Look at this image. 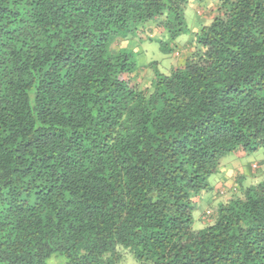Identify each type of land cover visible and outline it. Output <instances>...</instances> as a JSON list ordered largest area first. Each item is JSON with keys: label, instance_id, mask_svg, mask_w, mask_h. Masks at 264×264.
Listing matches in <instances>:
<instances>
[{"label": "trees", "instance_id": "trees-1", "mask_svg": "<svg viewBox=\"0 0 264 264\" xmlns=\"http://www.w3.org/2000/svg\"><path fill=\"white\" fill-rule=\"evenodd\" d=\"M209 1L0 0V264H264L262 162L195 212L264 148V0Z\"/></svg>", "mask_w": 264, "mask_h": 264}, {"label": "rangeland", "instance_id": "rangeland-1", "mask_svg": "<svg viewBox=\"0 0 264 264\" xmlns=\"http://www.w3.org/2000/svg\"><path fill=\"white\" fill-rule=\"evenodd\" d=\"M210 2V1H209ZM215 2L214 0L209 3V5L214 6ZM195 6L188 7L187 9V19L189 23L190 30L186 34H183L179 36L176 40H171L169 38L166 39V42L169 43V46L176 49H183L184 44L192 37V31L194 29H197L201 23V15L196 14V11H201L200 9H192ZM204 14V13H202ZM149 29V30H148ZM146 32H143V28H140L138 30H131L128 32H122L120 36V42H123L124 47L128 50H133L136 54L137 62L138 64L143 67L145 73L148 75L153 74L154 69L153 67H157L161 72L168 73L169 68L171 67L170 64L174 63L176 61L182 60L184 57V54L187 50L184 52L180 51V55H177L176 53L175 58H171L169 54L163 52L160 48V42L158 39L150 40L148 39V35L151 34L152 27H149ZM155 31V30H154ZM157 38L161 37V31L156 30V32L153 33ZM188 53V51H187ZM190 53V52H189ZM149 72V73H148ZM149 76H147L144 79H147ZM255 161V162H262V166L264 167V148L259 149L254 152L249 153H237L236 155L229 156L226 158L221 166V169H224L225 166H232L234 162L238 161L241 164H247L248 161ZM222 175L223 170H220L219 173L213 174L209 180L211 183V189L209 192L205 193L203 195V198L198 201L197 208L195 209V212L197 213V216L201 214L207 207V200L206 197L209 194V199H213L215 195L220 188H222ZM234 184V181H231ZM231 183V184H232ZM232 193H225L222 198L227 199L231 197ZM198 225V223H196ZM129 263V262H128Z\"/></svg>", "mask_w": 264, "mask_h": 264}, {"label": "crops", "instance_id": "crops-1", "mask_svg": "<svg viewBox=\"0 0 264 264\" xmlns=\"http://www.w3.org/2000/svg\"><path fill=\"white\" fill-rule=\"evenodd\" d=\"M247 165L248 164H241L238 161H236L234 162L232 166L227 165L224 167V169L220 168V170H223L222 185L226 186L229 189L233 185L231 181H234L236 176L239 175L238 178H241L244 176L248 177V175L250 174V171Z\"/></svg>", "mask_w": 264, "mask_h": 264}, {"label": "clouds", "instance_id": "clouds-1", "mask_svg": "<svg viewBox=\"0 0 264 264\" xmlns=\"http://www.w3.org/2000/svg\"><path fill=\"white\" fill-rule=\"evenodd\" d=\"M255 165H257V163H255ZM222 166V165H221ZM221 166H220V168H221ZM220 171V170H219ZM215 174H217V173H215ZM238 182L236 181V180H234V184L228 189L226 186H224V185H222V188H220V190L215 194V195H217L218 197H214L215 199L216 198H218V199H223V200H228L229 198H227V199H224V198H222L221 196H223L225 193H231L232 191V189L236 186V184H237ZM207 193V192H206ZM233 194V193H232ZM205 195V194H204ZM221 195V196H220ZM232 196V195H231ZM206 200L207 201H210L211 199H209V194L207 195V197H206Z\"/></svg>", "mask_w": 264, "mask_h": 264}]
</instances>
